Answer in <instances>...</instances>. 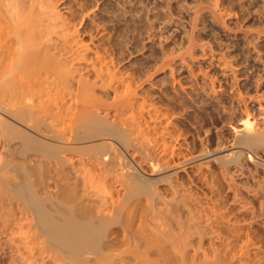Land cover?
<instances>
[{
	"label": "rangeland",
	"instance_id": "374dc122",
	"mask_svg": "<svg viewBox=\"0 0 264 264\" xmlns=\"http://www.w3.org/2000/svg\"><path fill=\"white\" fill-rule=\"evenodd\" d=\"M56 5L63 15L68 16L72 20L71 22L75 23L74 28L78 29L82 42L85 41L84 43L89 44L90 47L93 46L92 50L98 47L101 48L100 52L103 51L107 59L113 58L114 61L116 60L115 63L112 62L119 72V77L125 83L132 85V88L136 87L137 89L135 106L141 105L140 108L134 107L135 111H143L145 115L147 114L146 116L143 114L145 118L149 117V114L152 116V118L149 117L151 120L147 117L148 121L142 117L140 122L153 124L152 126L158 128V132L161 129L160 133L166 135L164 137H167L166 139L162 138L166 140L165 142L169 140L168 144L173 145L175 143V151L176 153L179 152V156L175 157V161H177L175 163L190 157L197 159L185 164L183 169L177 171L176 175L173 176L175 179L173 178L172 183L173 181L174 183L178 182L174 185L177 190L174 187L172 189L173 184L168 181L157 184L156 187L154 186V189L157 188L158 190H156V196L160 194L161 198L159 196L158 198L163 203L159 199V202H157V198H155L156 203L149 205L151 210L143 211L146 213L145 221L139 222L141 225L138 228L136 227L138 230L134 228L135 231L137 230L135 232L136 238L134 239L135 235L133 237L135 243L130 239L125 240L128 244L124 241L125 246L126 244L132 245V243H134V246H126L127 253L124 251L126 250L125 246L121 250L118 247V250L123 252L126 257H123L125 261L122 262L133 264L137 261L136 259L147 256L150 260H154L155 257L160 258L164 255L165 249L170 256L166 253L164 257L162 256L161 261L156 259L159 261L153 262L158 264H238L246 258V263L243 260L242 264H253L252 262L263 264L264 148L252 150L247 149L249 147L244 144L239 145L236 139L238 132L236 133L237 129L235 130V128L239 127V123L242 122L243 118L249 116L252 126H254L253 123H257L256 126L264 131V0H57ZM39 8L41 9V7ZM215 12L221 15L222 18L221 16V19L217 18ZM63 32L60 35H64ZM63 35L57 37L63 40L62 38H65ZM59 39L56 38V41L60 42ZM98 42L99 44H97ZM101 42L102 44L104 42L105 47ZM94 51L89 56L93 57L95 55ZM104 53L102 54L104 55ZM171 57L173 61L170 60ZM182 58H184V62ZM165 60H168L167 64L171 63L169 67ZM163 63L167 66L161 68L165 65ZM85 64L88 65V63ZM85 64H80L81 69H84L82 78H86L87 75L91 80L88 84L93 85L92 78L96 76L89 70L90 64L89 67L86 66V68L88 67L87 70L82 68V65L84 67ZM97 65H99V62ZM96 79L97 77L94 80ZM97 80L94 86L100 87L103 79L100 78L98 82ZM109 96L112 97L113 95L110 94ZM141 108L142 110H137ZM108 109L111 117L115 110L114 108ZM155 111L159 112L158 116H156ZM152 112L155 115H152ZM245 112L250 113L247 115ZM129 113L127 111V115ZM153 116L156 117L153 118ZM140 124L145 127L143 123ZM132 125L137 127L135 123H132ZM135 130L137 129L135 128ZM163 130L169 132L168 134H171V137ZM236 151L242 152L244 155L239 152L240 155H238ZM131 153L133 156H130ZM134 153L135 151L131 149L128 151V154H130L128 156L133 157L136 164H141L140 167L144 171L142 173H145L146 176H154L151 165H149L150 162L146 160L148 159L146 155L143 157L144 155L141 154V156L139 152ZM208 153L211 155L209 156ZM253 153H256V155ZM82 155L74 153L65 155L69 160L71 159L72 167L67 164V161L65 162L66 167L64 166L65 163L64 165H56L64 175V177L62 176L63 179L58 175L59 185L63 184L71 194H75L77 200L79 199L77 194L81 190L77 189L81 186L87 187L88 189L82 188L87 192H89L91 186H94V189L96 187H98L97 189L102 188L96 182L94 184L87 182L86 184V181H83L86 174L83 170L81 171V168L86 160L83 158L85 155ZM196 156H201V158ZM79 158L83 160L81 161ZM172 161L174 162V160ZM44 163L47 164L46 166H51L53 162L50 164L48 159H44ZM67 167L69 172L71 169L73 173H76V169L81 172L82 180L80 176L77 177L73 173H64ZM83 167L85 166L83 165ZM73 168H76L75 171ZM91 169L94 170L90 167ZM90 170L89 173L93 172L94 174V171L91 170L90 172ZM65 174L69 177H65ZM59 178L61 179L59 180ZM66 178L67 180H64ZM78 179L85 184L81 185ZM49 183H52V181H49ZM1 184L0 182V264H36L37 261L38 264L42 261L40 264H66L67 262L64 263L65 260L60 258L57 253L44 247L46 242L41 239L42 236L35 235L38 233H36L37 231L33 225L32 228L29 226L31 230L28 228V225L32 224L30 215H26L29 214V211L26 214L23 213L26 209L24 211V208H21L22 203L12 195L8 188ZM114 184L111 183L109 187L111 188V185L115 186V188L112 187V192H114L113 196H116L114 198H117L119 196L118 191H122V188L119 189ZM105 188L102 191L94 192L95 195L98 194L94 195L95 198L97 197L94 200L90 196L94 191L91 187L92 192L90 191V194H87L91 201L89 198L88 202L86 199L88 197L85 196L87 201H85L86 204L84 203L85 206L89 207L87 203H90V205L92 204L90 209L97 208L93 204L98 203L96 211L98 212L99 205H101L99 201L101 202L104 199L103 196V199L100 200V196L108 195ZM49 190H53V188L50 187ZM119 194L121 196V192ZM108 196H105V199ZM98 199L99 201L96 203L95 201ZM156 204H158L160 212L162 208L161 213H158V210H156L158 212L154 211L157 208L154 209ZM104 206L103 204L102 207ZM151 206H153V210ZM134 211L136 210H132V212ZM112 212L110 213L114 218L116 215H114L115 212ZM138 212L139 210L135 212L136 214L132 213L130 220L135 218L132 221L135 223L134 225L130 223L132 224L130 227L127 226L129 233H131L129 229L138 223L136 221ZM106 213L108 212L106 211ZM144 213L141 211L142 217L145 216ZM123 215L119 216L120 219ZM126 216L125 219L122 217L123 220L117 222L116 216V220L114 219L115 224L121 223L117 224L118 226L114 224L112 227H121L126 219L129 220L130 216L128 215V218ZM141 220L139 219V221ZM127 225H129V221ZM228 225L233 228L228 227ZM19 226H22L20 227L21 230H19ZM242 226L244 227L242 228ZM228 228L239 229L237 230L238 235L237 231L233 230L232 232ZM20 231H22V235H30L29 237L24 235V240L28 239L33 242L23 241L31 243H27L26 246L34 244L35 247H40L44 244L40 247L42 249L44 247V249L41 250L37 247L39 253L32 252L31 254V252H28L32 248L29 246V249L31 248L29 250L24 246L25 243L23 245V237ZM25 231L29 233H24ZM243 231H245L244 235H248V237L242 235L243 238L247 237L246 240L252 238L248 242L253 241L251 244H253L254 250L256 249L255 246L258 247L254 252L262 249V255L261 252L260 254L259 252H252L253 247L251 245L249 247H252V251L247 246L248 250L246 248L239 250V248L242 249L241 234ZM124 234L123 237H130L128 234V236ZM133 234L131 233V235ZM31 235L34 237H31ZM229 235L235 237L232 238ZM123 237L121 235L122 242L126 239H123ZM34 240H37L39 245H35ZM40 240L43 244H40ZM138 241L139 243L136 246L135 244ZM185 242L189 243L188 246L185 245ZM20 243L22 244L19 246ZM16 245L19 248H16ZM121 245L123 246V243ZM167 247L170 251L167 250ZM158 248H161L162 251ZM157 249L164 254L159 255L161 253ZM21 251L23 252L22 255H20ZM153 251L158 252L159 256ZM239 254L241 257H245L241 258ZM30 255H32L31 259L37 260L38 258L39 260L32 262L29 260L27 262ZM33 255H36V259L33 258ZM171 256L177 257L174 260L170 258ZM248 256H250V259ZM22 257L28 258L22 259ZM119 258L121 257L119 256ZM119 258L114 259L113 262L116 261L117 264L120 261ZM147 259L140 260L145 262ZM142 261H139L138 264ZM257 261L260 262L256 263Z\"/></svg>",
	"mask_w": 264,
	"mask_h": 264
},
{
	"label": "bare ground",
	"instance_id": "6f19581e",
	"mask_svg": "<svg viewBox=\"0 0 264 264\" xmlns=\"http://www.w3.org/2000/svg\"><path fill=\"white\" fill-rule=\"evenodd\" d=\"M56 4L57 0H0V182L2 183L1 185L8 188L12 195L15 196L20 203H22L23 206L21 205V208H24V211L26 209L23 213L26 214L28 213L27 211H29V214L26 215H30L32 218V220L30 218V222L32 224H29L28 228H30L29 226L32 228L33 225L37 231L36 233H38L35 235L43 237L41 238L39 236L46 242V245L44 246L42 240H40V244H43L42 246L47 248V250H52L57 253L60 258L65 260L64 263L116 264V261H113L114 259L117 260L120 256V261H117V264H125V262H122L125 261L123 258L125 255L123 252L118 250V247H120V250L121 248L124 249L125 240L130 239L133 242L135 241V232L138 230L137 228L139 225H141L139 222L145 221L144 219L146 217V213L143 211L151 210L149 205L156 203L155 198H157L156 200L159 202L158 196L160 197V194L156 196L158 190L157 188L154 189L156 185L161 184L164 181L172 183L174 178L173 176L176 175L177 171L183 169L185 164L189 162L191 163V160L193 162V159H197L195 157H190L175 163L177 162L175 159L179 153H176L175 151V143L171 145L170 143H167L169 140L165 142L166 140L164 139L167 137H164L166 135H164V133H160L161 129H159L160 132H158V128L152 126L153 124L151 125L147 122H140L142 117L143 119H147L148 116L145 118L147 114L145 115L143 111H135L137 106H135V98L137 95L136 87L134 86L135 88H132V85L130 86V84L125 83L124 80L119 77V72L115 69V65L112 62L114 61L113 58L107 59L105 53L101 51L104 53L103 55L100 52L101 48L99 49V47H96L97 49L93 48L95 51L91 49L93 47L91 45L94 42L93 40L90 44L92 47H90L89 44L84 43L85 41L82 42V40H80L78 29L74 28L75 23L73 24L71 22L72 20L69 19L68 16L65 14L63 15ZM39 7H41V9ZM216 13L217 12H215V14ZM216 15L217 18H220L221 16L218 14ZM64 30L66 31L63 32ZM62 32L65 33L64 35L61 34L65 36V38H62L63 40L57 37H60V33ZM55 36L62 42L56 41ZM97 44H99V42ZM92 51L95 53L93 57L89 56ZM170 60L173 61V58ZM182 60L184 62V58H182ZM98 62L99 65H97ZM167 62L168 60L166 61V64ZM81 63H88V65L85 64L84 67L82 65V68H86V66L89 67V64L91 65L89 70L95 74L98 79H96L97 82L100 78L103 79V83L100 87L94 86L96 85L94 84L96 81L94 79L96 77L92 78L94 81L92 82L93 85L88 84L91 80L89 79L90 77H87V75L86 78H82V72L84 69H81ZM166 64L161 68L166 67L167 65L169 67V64L171 63L169 62L167 65ZM99 84L97 85L99 86ZM122 85L126 86L123 87ZM110 94L113 96H109ZM140 105L137 106V108H140ZM108 108H114L115 110L111 117L109 116L110 111ZM137 110H142V108ZM127 111L131 114L129 113L130 115H127ZM155 113L157 112L155 111ZM158 113L156 116H158ZM245 113L247 114V112ZM249 113L250 112H248L247 115H249ZM143 114L145 116H143ZM152 115L155 114L152 112ZM149 117L152 118L150 114ZM155 117L153 116V118ZM146 121H148V119ZM139 122L143 123L145 127ZM132 123L137 124V127L132 125ZM253 124L254 126H252L249 116H246L242 119V122L240 121L239 127L235 128V130L237 129L236 133L238 132V134H236L237 136H235L239 145L244 144L249 147L247 149L259 150V148H264V131L262 128L259 129V127L256 126L257 123ZM146 125H150L152 127L149 126L150 128L148 127V129ZM135 128L137 130H135ZM163 131L165 132V130ZM169 132L171 133L170 129ZM165 133L168 134L167 132ZM171 134L168 135L171 137ZM173 138L175 137L173 136ZM131 149L135 151L134 154L139 152L140 155H144L143 157L146 155V158H148L146 160H149L150 163H148L151 165L150 167L154 172V176H146L145 173H142L144 171L140 167L141 164H136L133 157H130L133 156L132 153L131 155L128 154V151ZM67 153L85 155L83 158L86 161L82 164V168L84 169L81 168V171L83 170L86 174L84 175L85 178L83 181H86V184L87 182L91 184L96 182L102 187L101 189H97L98 187L94 189V186H91L93 187L92 190H94L93 193L99 192L100 190L102 191V189L104 190L106 187L105 189H107L108 193L106 190L105 191L109 196L101 195V199H99L102 200L103 196L104 199L105 196H108V199H103L101 202L99 199L95 201L96 203L97 201L101 203V205H99L98 212H96L98 203L93 204V206L97 208L90 209V206L92 207V204L90 205V203H87V206L89 207L85 206L86 202L90 198L87 194H90V191L92 192L91 187H89V192L84 190L87 187L84 188L81 186L77 189L83 190H80L81 192L79 191V194H77L78 192L76 191V194L79 197L77 200L75 199V194H71L63 184L59 185L57 178L61 176L63 179L64 175L62 174L63 172H60V168L56 165H64L66 161L68 162L67 164H72L70 161L71 159L69 160V158L65 156ZM239 153L244 155L242 152ZM239 153L238 155H240ZM253 154L256 155V153ZM210 155L211 154H209V156ZM197 158H201V156H198ZM44 159H48L50 164L53 162L51 164V166H53H46L47 164L44 163ZM172 160H174V162ZM83 165L85 167H83ZM64 166L66 167V163ZM90 167L94 169H91L94 171V174L93 172L91 174L89 173ZM65 169L67 170L64 173H73L71 172V168L70 172L68 167ZM75 172L76 173H73V175L81 177V172L77 169ZM65 177H67L66 174ZM61 178H59V180ZM67 178L64 180H67ZM81 180H79V182ZM49 181H52V183H49ZM111 183H115L119 189L122 188V191L119 190L121 192V196L118 191L119 196L114 198L115 195L113 196L114 192H112V187L115 188V186L111 185L112 187L110 188L109 185ZM175 183L173 181L172 189L173 187H176L174 186ZM82 184L83 183H81V185ZM50 187H52L53 190H49ZM176 192L178 193V191ZM95 193L93 195L90 194L94 200L97 199V197H94ZM179 194L182 193L179 192ZM94 200L92 201L93 203ZM102 203L105 205L104 207H102ZM157 205L158 204L154 206V209L156 207L158 208ZM151 207L153 210V206ZM157 208L154 211L158 210L159 212H156L161 213L162 208L160 207L161 212L160 209ZM130 209L136 211L139 210L138 220L136 219L138 223H136V226L131 227V229L135 228L137 230L135 231V229H129L131 233H134L133 235L128 232L127 226L130 227V225H134L135 222L132 221L135 218L132 220H130V218L132 213H135L136 211H129ZM110 210L113 211L112 213L115 212L114 215H116L117 218L116 216H114V218L112 217L113 215L110 213ZM127 210L128 212H126ZM106 211L111 217L108 213H106ZM141 211L145 214V216H143L144 218L141 216L142 214H140ZM130 212L131 214H129ZM123 213L125 214L123 215ZM121 215H123V219H125L126 215L127 218L130 216L128 218L129 220L126 219L121 227H112L115 224V218L117 219H115L116 222L121 221L122 217L121 219L119 217ZM141 218H143V221ZM139 219L141 221H139ZM112 220L114 223H112ZM128 221L129 225H127ZM120 223L121 222L117 224L119 225ZM239 223L240 222H238V224ZM117 224H115V226H118ZM233 225L234 224L232 223V226ZM230 226L228 225V227ZM232 226L231 228L234 227ZM20 227L22 226H19V230L22 229ZM243 227L244 226H242V228ZM229 230H232L233 232L235 229ZM124 232H126V234H124ZM244 232L245 231L241 234L242 249L239 248V250H244L245 248L247 249V247L253 245L251 244L253 241L248 242L249 239L252 240L251 237L246 240L248 235L245 234L247 237L243 238L242 235H244ZM24 233L29 232L25 231ZM20 234L23 237L22 242L29 241L28 239L24 240L25 234L22 235V231H20ZM123 234L125 236L129 235L130 237H123ZM121 235L123 239L126 238L123 242L122 239H120ZM231 235L229 236L232 238L235 237ZM21 236L20 239L22 238ZM25 236L29 237L30 235L26 234ZM31 237L34 236L31 235ZM37 240H34V242H36L35 245H39ZM24 243L25 242H23V245ZM27 243H25L24 246L29 249L30 245L26 246ZM122 243L123 246L121 245ZM126 243L128 244V242ZM134 243H132V245L126 244V246H134ZM137 243H139V241L136 242V246ZM185 243V245L188 246L189 243ZM21 244L22 243H20L19 246ZM17 246L18 245H16V248H19ZM32 246H34V244ZM32 246H30L32 248L30 249L34 250V248H36L34 251H31L30 249V251H28L27 249V251L31 252V254L32 252L39 253V251H37V247H42ZM127 247L125 248L126 250H124L126 253ZM252 247L253 251L250 247L248 248L252 252L258 248L255 246L256 249L254 250V246ZM161 248L158 249L161 250ZM40 249L43 250L42 248ZM159 250L158 252L161 253L163 248L161 251ZM167 250L170 251L168 247ZM261 250H257V252L260 254ZM153 252L156 254L158 253L156 251ZM164 252L165 254H158H164L162 255L164 257L167 253V255L170 256L165 249ZM263 253L261 252V255ZM22 254L23 252L20 253V255ZM252 254L253 253H251V255ZM253 255L255 256V254ZM30 256L29 258L27 257V262L29 260H31V262L39 260L38 258L37 260H33L31 259L32 255ZM162 256L160 258L155 257L154 260L151 259L152 261L149 256L143 257L144 259L148 258L145 262L142 261L143 258H138L135 263L138 264L139 261H142L140 264H156L157 262L153 261H161L163 259ZM176 257L171 256L170 258L174 259ZM244 257L242 256L241 258ZM248 257L250 259V256ZM20 258L21 256L18 259L20 260ZM23 258L26 257H22V259ZM33 258L36 259V255H33ZM26 259L24 260L26 261ZM245 259L246 258L243 260L245 261ZM242 261H240V263ZM260 261L263 263L262 260ZM260 261H257L256 263H259ZM42 262H39V264ZM249 262L247 261V263ZM35 263L38 264V261ZM240 263L238 262V264ZM252 263L254 264V262Z\"/></svg>",
	"mask_w": 264,
	"mask_h": 264
}]
</instances>
